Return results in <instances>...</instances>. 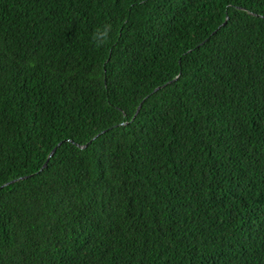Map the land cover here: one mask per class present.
Here are the masks:
<instances>
[{
  "label": "trees",
  "instance_id": "1",
  "mask_svg": "<svg viewBox=\"0 0 264 264\" xmlns=\"http://www.w3.org/2000/svg\"><path fill=\"white\" fill-rule=\"evenodd\" d=\"M0 264H264V0H0Z\"/></svg>",
  "mask_w": 264,
  "mask_h": 264
},
{
  "label": "clouds",
  "instance_id": "2",
  "mask_svg": "<svg viewBox=\"0 0 264 264\" xmlns=\"http://www.w3.org/2000/svg\"><path fill=\"white\" fill-rule=\"evenodd\" d=\"M106 31H107V29H104V30H102V31H98L97 35H98V36H103V35L106 34Z\"/></svg>",
  "mask_w": 264,
  "mask_h": 264
},
{
  "label": "water",
  "instance_id": "3",
  "mask_svg": "<svg viewBox=\"0 0 264 264\" xmlns=\"http://www.w3.org/2000/svg\"><path fill=\"white\" fill-rule=\"evenodd\" d=\"M158 89H159V88L155 89V91H157ZM139 109H140V106H139V108H138V111H139ZM138 111H137V112H138ZM54 150H55V149H53V151L50 153L49 157L53 154ZM12 182H13V181H11L10 183H12ZM5 185H6V184H5ZM3 186H4V185H3ZM3 186H2V187H3Z\"/></svg>",
  "mask_w": 264,
  "mask_h": 264
}]
</instances>
